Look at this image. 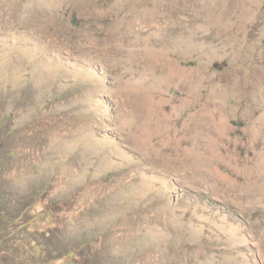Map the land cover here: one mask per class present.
I'll use <instances>...</instances> for the list:
<instances>
[{"label":"rangeland","instance_id":"374dc122","mask_svg":"<svg viewBox=\"0 0 264 264\" xmlns=\"http://www.w3.org/2000/svg\"><path fill=\"white\" fill-rule=\"evenodd\" d=\"M0 215V264H264V0H0Z\"/></svg>","mask_w":264,"mask_h":264},{"label":"trees","instance_id":"16d2710c","mask_svg":"<svg viewBox=\"0 0 264 264\" xmlns=\"http://www.w3.org/2000/svg\"><path fill=\"white\" fill-rule=\"evenodd\" d=\"M2 216H3V215H2ZM2 216L0 215V217H2ZM26 241H27V240H23V241H21L20 244H22L23 247H24V249H25V250H28L29 255L32 256V255H34V252H33L34 250H32V249L34 248L33 241L28 239L27 244H26ZM31 248H32V249H31ZM25 256H26V254H24V257H25ZM30 256L27 257V260H28V261H31V259H32ZM34 264H35V263H34ZM60 264H75V263H70L69 261L66 260V262H62V263H60Z\"/></svg>","mask_w":264,"mask_h":264}]
</instances>
